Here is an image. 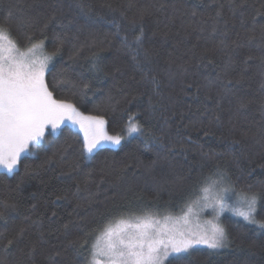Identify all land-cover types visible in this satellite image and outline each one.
Returning <instances> with one entry per match:
<instances>
[{
    "label": "trees",
    "instance_id": "trees-1",
    "mask_svg": "<svg viewBox=\"0 0 264 264\" xmlns=\"http://www.w3.org/2000/svg\"><path fill=\"white\" fill-rule=\"evenodd\" d=\"M9 8L22 49L47 24L41 52L51 57L45 79L55 98L102 116L110 135L126 126L129 113L139 114L144 130L87 155L80 132L64 124L46 132L13 173L0 171V205H15L0 217V250L24 229L10 260L43 233L38 264L56 251L59 264H86L106 223L145 210L181 215L199 182L217 170L237 192L248 184L260 189L264 0H0V17ZM141 9L142 24L133 25ZM258 212L264 216V202ZM220 221L230 246L218 254L198 247L192 264H264V231L231 214ZM75 240L88 244L76 249Z\"/></svg>",
    "mask_w": 264,
    "mask_h": 264
},
{
    "label": "snow or ice",
    "instance_id": "snow-or-ice-1",
    "mask_svg": "<svg viewBox=\"0 0 264 264\" xmlns=\"http://www.w3.org/2000/svg\"><path fill=\"white\" fill-rule=\"evenodd\" d=\"M146 11L141 9L131 23L142 24ZM12 18L10 8L7 15L0 17V169L13 173L21 162L22 154L40 146L49 127L54 132L65 121L79 126L83 133V147L88 153L104 142L120 145L126 135H144L143 126L137 119L138 113H129L126 126L110 135L106 128L107 121L102 116H86L74 103L55 98L45 79L46 72L50 71L48 65L51 57L37 54L43 50L47 24L41 29L39 37H26L30 46L22 50L12 33ZM256 30L254 22L251 31L255 34ZM259 31L261 38H264V24L259 25ZM142 36L141 26L140 35L135 37L138 49L142 48ZM251 39H255V35ZM59 47L62 44L57 45V50ZM145 62H148L147 52ZM152 80L155 81L156 76ZM216 119L219 120V117ZM208 134L205 130L204 135ZM232 143L239 141L233 139ZM138 164L143 165V162L138 161ZM144 167L151 172L152 166ZM259 183V190H253L254 186L248 184L246 191L237 192L226 174L217 170L199 182L195 200L185 203L186 211L182 215L161 216L145 210L141 214H128L115 222L106 223L101 232L103 243L98 237L87 249L86 264H192L189 257L199 246L212 250L210 254H218L219 250L231 244L229 233L220 221L225 211L264 231V216L258 212V206L264 202V181ZM193 204L198 212L211 209L213 221L209 222V226H189ZM14 207L11 203L0 205V217ZM23 234L24 229H21L15 236L6 238L0 250V264H38L35 253L38 244L46 243L43 233L28 251L19 249L20 256L15 261L9 259V249L19 243ZM87 244L86 240H75L72 247L84 249ZM250 246L254 247L255 241ZM60 255L59 251L50 253L46 257L47 264H59L57 257Z\"/></svg>",
    "mask_w": 264,
    "mask_h": 264
},
{
    "label": "rangeland",
    "instance_id": "rangeland-1",
    "mask_svg": "<svg viewBox=\"0 0 264 264\" xmlns=\"http://www.w3.org/2000/svg\"><path fill=\"white\" fill-rule=\"evenodd\" d=\"M22 49V48H21ZM22 50H24V49H22ZM38 55H40V56H44V55H46L44 52H41V51H38V53H37ZM50 61H51V59H50ZM49 65H50V62H49ZM49 65H48V67H49ZM87 116V115H86ZM64 124H67V125H69V126H71L73 129H75V130H77V131H79L80 132V134H81V136H82V139H83V133L79 130V126L78 125H73L70 121H65L64 123H62L54 132H53V130L49 127L47 130H46V132H51V133H53V134H55V133H57L58 132V130L60 129V127L62 126V125H64ZM46 134V133H45ZM127 137H129V136H125V139L127 138ZM124 139V140H125ZM124 140H122V141H124ZM122 143V142H121ZM102 146H111V147H116V146H118V145H112V144H110V143H107V142H104V143H102V145H100V146H98L97 147V149L99 148V147H102ZM85 150V153L87 154V155H90V154H92L93 152H95V150L96 149H94V151L92 152V153H88L87 151H86V149H84ZM27 154V153H26ZM23 155H25V154H22V156ZM0 171L1 172H6L7 173V171L6 170H3V169H0ZM9 174V173H8ZM193 208H194V211H193V214L192 215H190V217H189V220H190V224H189V226L190 227H193V228H196L197 226H200V227H207V226H209V222L210 221H213V214H212V211H211V209L209 208V209H206V210H204V211H199L198 212V209H197V207L193 204ZM184 211H186V209L184 210ZM197 212H198V214H197ZM224 213H226V214H231V215H233L232 214V212H230V211H225ZM182 214H183V212H182ZM181 214V215H182ZM163 215H165V214H163ZM163 215H161V216H163ZM173 216H179V215H173ZM202 216V217H201ZM222 217V216H221ZM221 217H220V219H221ZM204 219V220H203ZM206 220V221H205ZM101 238V243H103V239H102V237H101V233H100V235L99 236H97V238ZM96 238V239H97ZM95 239V240H96ZM95 240H94V242H95ZM93 242V243H94ZM199 247H202V248H205L204 246H199ZM207 249V248H206Z\"/></svg>",
    "mask_w": 264,
    "mask_h": 264
},
{
    "label": "bare ground",
    "instance_id": "bare-ground-1",
    "mask_svg": "<svg viewBox=\"0 0 264 264\" xmlns=\"http://www.w3.org/2000/svg\"><path fill=\"white\" fill-rule=\"evenodd\" d=\"M146 208V207H145ZM202 217V216H201ZM204 220V219H203ZM206 221V220H205Z\"/></svg>",
    "mask_w": 264,
    "mask_h": 264
}]
</instances>
